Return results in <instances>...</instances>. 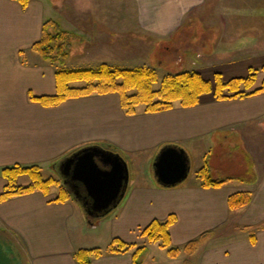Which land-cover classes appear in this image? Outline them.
<instances>
[{
	"label": "crops",
	"instance_id": "0c3cea01",
	"mask_svg": "<svg viewBox=\"0 0 264 264\" xmlns=\"http://www.w3.org/2000/svg\"><path fill=\"white\" fill-rule=\"evenodd\" d=\"M68 5L65 14L49 0H29L27 7L20 0H0V193L8 183L3 168L37 164L44 174L54 162L90 144H110L126 160H148L149 174L145 181L137 176L134 182L131 176L115 214L94 226L88 225L75 198L57 201L52 190L14 195L0 202V237L14 242L24 264H79L77 251L93 248L86 239L89 232L109 225L113 238L146 244L143 229L154 219L174 214L170 228L174 246L182 247L205 232L211 235L194 254H168L171 259L264 264V92L225 99L211 92L195 106L177 102L171 109L147 112L140 105L132 115L123 109L117 92L93 93L55 106L30 97L57 91L56 68L31 50L48 19L74 33L73 50L83 41L87 47L104 44L119 51L126 36H132L163 41L170 53L172 45L177 46L176 37L180 47L190 45L186 38H192L194 70L209 80L214 81L217 73L230 80L264 66V0H68ZM187 51L178 50L182 66L188 61ZM263 82L260 70L251 90ZM222 142L251 156L255 181L236 177L220 186H204L198 175L199 180L174 187L156 181L153 161L166 145L184 148L191 164L203 160L197 171L207 164L214 172L209 160ZM130 170L132 174L131 165ZM30 183L27 174L17 179L18 185ZM238 191H251L252 201L231 209L229 196ZM243 226H253L255 243L248 231L238 230ZM155 244L147 243L143 264H158L150 250ZM91 264H134L133 250L105 252L92 257Z\"/></svg>",
	"mask_w": 264,
	"mask_h": 264
},
{
	"label": "trees",
	"instance_id": "16d2710c",
	"mask_svg": "<svg viewBox=\"0 0 264 264\" xmlns=\"http://www.w3.org/2000/svg\"><path fill=\"white\" fill-rule=\"evenodd\" d=\"M20 1L24 7L28 6L29 0ZM74 36V33L63 28L58 20L48 19L44 22L42 35L40 39L32 44L31 50L56 68L57 91L53 95L35 96L31 94L32 100L45 106H55L68 99L93 93L117 92L120 95L123 109L127 114L132 115L137 113L140 105H144L147 112L168 110L173 108L177 102L185 107L195 106L200 103L203 94L211 92L214 93L217 99L243 97L264 92V82L261 87L251 90L256 82L258 72L264 70V66L262 68H252L248 76L236 77L230 80H224L223 76L217 73L214 83L204 78L198 71L182 70L165 76L160 89L154 88V84L158 81V73L151 66L120 68L103 63L98 68L70 69L65 66L70 55V45ZM79 81L86 84L80 87L72 85V83ZM105 145L117 150L110 144ZM57 163L51 164L52 167L54 168ZM2 173L8 183L5 191L0 193V202L6 201L14 195L28 194L35 191L48 194L53 185H58L62 181L61 178L57 179L52 176L46 178L42 167L37 164L7 166L2 169ZM25 174L30 176L31 183L26 186L18 185V177ZM197 175L204 186H220L229 179H234L232 177L227 179L214 178L207 164L197 171ZM253 175L251 176L252 179L251 177L246 179L255 181V174ZM72 197V194L63 183L56 200L66 201ZM252 198L251 191L232 193L229 196V207L231 209L242 208L250 204ZM175 221L176 215L174 214H171L166 220L154 219L143 229L142 236L146 238L147 243H158L161 248L167 249L171 257H177L181 252L188 255L194 254L211 235V232H205L182 247L174 246L170 228ZM261 226L264 228V221ZM243 229L249 232L252 242L255 243L253 226H243ZM147 243H127L120 238H114L108 251L122 253L133 250L134 264H143L149 250ZM103 253L104 250L99 247L82 248L77 251L76 259L79 264H91L92 257H99ZM185 263L191 264L189 259H186Z\"/></svg>",
	"mask_w": 264,
	"mask_h": 264
},
{
	"label": "rangeland",
	"instance_id": "374dc122",
	"mask_svg": "<svg viewBox=\"0 0 264 264\" xmlns=\"http://www.w3.org/2000/svg\"><path fill=\"white\" fill-rule=\"evenodd\" d=\"M55 5L59 6V11L65 14H68V0H49ZM54 6V5H53ZM52 16V14H51ZM186 34V33H185ZM76 36H74L72 42L75 40ZM104 38V37H103ZM106 38V37H105ZM188 40L191 42L188 46H181L179 45L180 38L176 37L177 42L176 45H172L170 53H168V44L163 41H153L149 40L148 38L143 37H132L126 36L124 39L125 46L123 50L113 51L111 49H106L104 44H94V46H86L83 41L78 42L76 48H70V55L68 57L71 58V63L68 62L66 66L67 68L74 69V68H98L106 61L104 60L109 59L111 56L114 59L112 62H108L106 64L110 65L111 67H120V68H136L140 66H151L157 70L158 73V81L154 84L155 89H160L162 86V81L165 76L169 73H176L182 70H190L193 71L196 67L193 65V59H197L195 48L196 45L194 41ZM83 40V39H82ZM72 45V43H71ZM70 45V46H71ZM180 47V48H179ZM186 48L188 61L185 66H182L181 61V49ZM192 49V50H191ZM179 50V52H178ZM73 52V53H72ZM180 57V58H179ZM161 61V63H158ZM213 83L215 81L211 80ZM86 83L83 81L74 82L72 83L73 86L80 87L84 86ZM264 136V135H263ZM251 156L238 149L237 147H233V143H224L222 142L220 145L217 146L216 151L213 156V160H209V163H212L214 172H211L213 175H229L236 177H244L249 178L253 175L252 170V160ZM130 165L132 166V174L133 180L135 182V178L140 176L142 180H146L148 176V160H127ZM203 160H193L191 164V170L188 178L184 181H193L199 180L197 177V169L200 167V163ZM154 162V161H153ZM51 170H45L44 176L45 177H55L60 179L59 175L54 171L52 165L50 166ZM138 170H140V174H138ZM53 171V172H52ZM131 171V170H130ZM132 180V181H133ZM63 186V182L60 181V184L53 185L51 190L52 192H56L59 194L60 188ZM72 199H74L72 197ZM115 210L110 213L109 216L106 218L96 219L95 222L98 224L99 222H106L110 217L115 214ZM108 225V222L106 223ZM238 230H244L243 227H240ZM232 231V229H230ZM229 231V232H230ZM245 231V230H244ZM223 232V231H222ZM86 239L91 247L96 248L99 247L104 250V254L111 253L108 251L109 246L114 239L111 233V227L108 225L100 230H94L89 232L86 235ZM151 254L153 260L156 257V261L158 264L174 262V264H186L185 260L181 259L180 257L176 258L175 260L171 259L168 256V251L164 248H161L157 243L152 246ZM149 251V250H148ZM171 259V260H170ZM148 263V262H147ZM151 263V261H150Z\"/></svg>",
	"mask_w": 264,
	"mask_h": 264
},
{
	"label": "water",
	"instance_id": "95a60500",
	"mask_svg": "<svg viewBox=\"0 0 264 264\" xmlns=\"http://www.w3.org/2000/svg\"><path fill=\"white\" fill-rule=\"evenodd\" d=\"M153 170L160 185L174 187L188 178L191 161L184 148L170 144L157 154ZM54 171L73 198L81 203L90 226L96 225V219H104L118 208L126 197L131 178L124 155L105 144L78 148L59 161ZM0 264H24L14 242L1 237Z\"/></svg>",
	"mask_w": 264,
	"mask_h": 264
},
{
	"label": "flooded vegetation",
	"instance_id": "af4514ba",
	"mask_svg": "<svg viewBox=\"0 0 264 264\" xmlns=\"http://www.w3.org/2000/svg\"><path fill=\"white\" fill-rule=\"evenodd\" d=\"M69 188H70L71 191H73V192L75 191L72 186H69Z\"/></svg>",
	"mask_w": 264,
	"mask_h": 264
}]
</instances>
